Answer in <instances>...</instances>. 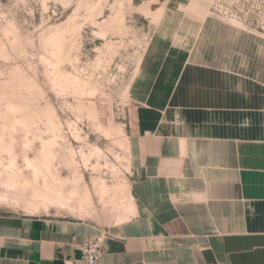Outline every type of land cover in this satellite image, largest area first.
Segmentation results:
<instances>
[{
    "label": "crops",
    "instance_id": "obj_1",
    "mask_svg": "<svg viewBox=\"0 0 264 264\" xmlns=\"http://www.w3.org/2000/svg\"><path fill=\"white\" fill-rule=\"evenodd\" d=\"M188 4L164 9L129 87L147 116L132 148L135 213L103 226L104 264H264V83L256 93L249 73L194 60L206 15ZM98 229L0 215V264H63Z\"/></svg>",
    "mask_w": 264,
    "mask_h": 264
},
{
    "label": "rangeland",
    "instance_id": "obj_2",
    "mask_svg": "<svg viewBox=\"0 0 264 264\" xmlns=\"http://www.w3.org/2000/svg\"><path fill=\"white\" fill-rule=\"evenodd\" d=\"M90 1L92 2V0H0V47H4V51L0 52V80L7 79L15 65L24 68L29 76L36 79L42 89V94L38 98L40 104L44 105L45 101L52 104L60 117L66 143L68 140L71 141L76 149L84 142L73 139L70 129L72 126H69L71 124L78 126L80 134L86 141L98 145L107 153L109 149L124 152L117 144L105 138L90 119L101 121L105 125L110 122L122 125L130 141V149L127 153L130 165L125 173L129 182L130 175H133L131 160L137 128L135 126L141 127L147 124V116L132 105L129 87L153 26L158 21L153 19L149 9L141 7L152 0H132L131 5L128 0H100V9L96 10L93 18H89L86 13ZM162 1H166L165 8H178L182 11L186 9L188 2L191 8L199 9L201 17L206 15L202 35L196 45L207 52L197 54L194 57L195 61L203 59L208 61L209 65L235 67V71L241 74L249 73L256 79L257 88L254 92L258 93L260 82L264 83V0ZM154 3L156 4L154 8L160 6V2ZM116 12H121L124 18L122 29L125 33L122 35L117 27L108 30L106 24L110 22L104 23L110 17H114ZM73 19L83 24L80 46L75 51L78 61L74 62L75 66L67 62L63 68L83 77L90 76V83L101 90V94L96 93L93 98L73 97L71 91L62 90L48 75L47 64L40 60V55L45 54L40 41L45 29L50 25ZM9 23L16 26L23 47L21 50H13L9 45V36L3 33V27ZM106 43L111 45L112 49L116 47L109 65L107 62L111 50L105 47ZM97 58L99 62L96 65ZM211 70L215 71V69ZM196 85L199 87L201 84L198 82ZM166 114L167 112L164 113L163 121L167 120ZM16 136L15 149L20 153V134ZM38 146L39 142L35 141L28 155L33 156ZM60 151L64 156L63 149ZM18 162L19 165H24L20 155ZM58 169L60 175H69L63 159ZM84 177L92 188L91 171L85 170ZM103 177L108 182L111 181L110 173L106 169ZM1 189L4 190L2 186ZM95 206L96 209L85 216L79 215L77 209H52L46 213L90 219L95 221L99 228H105L103 226L107 222L114 220V214L102 208L97 202ZM36 213H44V211L27 212L22 203L16 199L0 204V215Z\"/></svg>",
    "mask_w": 264,
    "mask_h": 264
},
{
    "label": "bare ground",
    "instance_id": "obj_3",
    "mask_svg": "<svg viewBox=\"0 0 264 264\" xmlns=\"http://www.w3.org/2000/svg\"><path fill=\"white\" fill-rule=\"evenodd\" d=\"M131 1L128 0L130 5ZM155 1L160 2L157 8H154ZM165 4L166 1L152 0L141 7L149 9L153 19L159 21ZM98 9L100 0L90 1L86 7L88 17L93 18ZM105 22H110L106 24L108 30L117 27L121 35L125 33L122 29L124 18L121 12ZM82 26L83 24L73 19L47 27L40 39L45 49V54L40 55V60L47 64L48 75L62 90L71 91L73 97L93 98L96 93L101 94V90L90 83V76L83 77L63 68L67 62L75 66L74 62L78 61L75 51L80 46ZM3 33L9 36V45L13 50L23 48L13 23L6 24ZM105 47L111 50L107 62L109 65L116 47L112 49L107 43ZM3 51L4 47L1 46L0 52ZM98 62L99 58L95 62L96 65ZM41 94L42 89L36 79L29 76L20 65L12 68L7 79L0 80V186L4 188L0 190V204L16 199L27 212L77 209L79 215L85 216L96 209L97 202L114 214L113 222L127 220L135 213V204L130 183L125 176L130 165V159L127 157L130 141L122 125L114 122L105 125L89 118L105 138L124 150L121 153L109 149L107 153L98 145L86 141L77 125H69L66 121L72 126L70 129L73 139L84 142L76 149L71 141L66 143L60 117L52 104L46 101L44 105L40 104L38 98ZM18 134L20 153L15 149ZM35 141L39 142V146L33 156H30L28 151ZM61 149L64 156L61 155ZM19 155L23 166L19 165ZM62 159L69 171L68 176L59 173L58 166ZM105 169L110 173V182L103 177ZM85 170H90L93 174L92 188L85 180Z\"/></svg>",
    "mask_w": 264,
    "mask_h": 264
},
{
    "label": "built area",
    "instance_id": "obj_4",
    "mask_svg": "<svg viewBox=\"0 0 264 264\" xmlns=\"http://www.w3.org/2000/svg\"><path fill=\"white\" fill-rule=\"evenodd\" d=\"M106 228H99L96 232L84 236L79 244V256L66 260L63 264H104L106 240L109 237Z\"/></svg>",
    "mask_w": 264,
    "mask_h": 264
}]
</instances>
